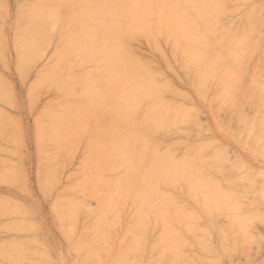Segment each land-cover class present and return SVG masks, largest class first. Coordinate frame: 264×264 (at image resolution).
Instances as JSON below:
<instances>
[{
  "label": "bare ground",
  "instance_id": "obj_1",
  "mask_svg": "<svg viewBox=\"0 0 264 264\" xmlns=\"http://www.w3.org/2000/svg\"><path fill=\"white\" fill-rule=\"evenodd\" d=\"M227 1H230V0H227ZM236 1L237 0H232L230 3H236ZM44 2H45L44 7L38 8L37 6H35L34 8H32L30 10V12L28 14L30 21L27 25H25L22 28H18L19 30L16 29L17 31L15 30V33H16L15 44H14V40H13V46L15 45L16 50L18 51L19 70H20L21 74L24 75L27 73V71L30 70L32 63L38 58V56L40 55L41 52L44 54H45V52H47V51L43 52L42 48L53 40V36L56 33L54 28L57 27V25H56V27H53L55 25L54 22L58 23L61 21L62 11L64 10L65 7H68L72 10L71 20L74 23L80 25L81 30L76 36L72 37L69 40V47L77 52L78 58L75 61H73L72 59L69 58L68 55L64 54V55H61L60 59H59L61 62H64L68 65L69 73H68V75H66V77L64 79H62L61 83L59 84L60 86L59 85L58 86L63 87L69 93V95H71L73 97L71 99H74L75 103H71V104L68 103V105L66 106V113L64 115H61V116L59 115L57 117L50 115L51 120H50L48 127H49V130H51V133H50V135L43 137L42 140L46 141V139H47V140H51V141L58 143V145L61 144V145H65L66 147H72L74 145V141L81 134L86 132L84 129H86V125H89L90 118L93 115L94 111L95 112H103V113H105V116H106V114L111 115L113 117V118H111L112 121L119 120V122H120L121 119H125L127 121L126 124H121V122H120V124L117 122H113L112 126L109 127L110 137L108 138L107 141L102 142L103 144H101L99 146L97 157H95V156L93 157V158H96L94 160V164L97 165L96 170L88 171V173L85 175L86 183H89L93 186L92 193L94 195H96V198L99 200V202L103 206L100 209L101 205H99L100 207L98 210L99 211L101 210V211L97 215H95L96 220H95V224H94L95 228H92V229H94V237H92L93 238L92 242L90 241L91 238L89 239V241L87 240L88 238H86V239L83 238L84 239V240L82 239L83 242H79V241H78L79 243L77 242L78 246L80 245L79 248L81 250L83 249L84 244L89 245L88 249H86L87 251H86V254L84 255V258H83L84 262L86 264H98V262L100 260L99 251L101 250V248H103L102 243L104 242V240L106 238L104 236L103 232L106 231V229L113 224L114 220L111 218L114 216L115 211L117 209H120V207L122 205H124V207H125L126 204H124V200L129 197V195L126 192H132L134 190H136V191L138 190L139 197L137 199L138 200H141L142 198H144V199H143L139 209H137L139 211L137 212V215L135 217L136 219L134 220V225L133 226L131 225L132 226L131 229H127V232L129 231L128 233L132 236L133 241L131 242V245L128 248L126 247L124 249H120V251L110 261V264H140L141 260L144 258L143 255H145L147 252L146 248L143 250L142 246H143V243L146 241L145 231H148V230H146L147 229L146 226L150 222L151 218L161 219L162 222L164 223V225H162V227H164L162 230L163 232L162 231L159 232V234H161V232H162V235L160 236V238L158 240V244H160L162 246V245H164V242L166 240H168V239L171 240L170 245L165 244L164 245L165 247L163 246V248L159 249V250H162L160 252V255H159L160 260L164 259L165 257H166V259H167V257H169L170 258V260H169L170 263L168 262L169 264H176V263L177 264H192V263L193 264H199V263L200 264H212V263H214V262H209L211 260H208L207 258L205 259V257L203 258V256L202 257L199 256V257H201L200 259H196L197 257L196 258L190 257V258H192L191 259L192 261L190 263L184 262V259H187V258H184L183 256H182L183 257V259H182L181 249H185V248H182L184 243H181L180 238L182 239L183 237H179L177 235V233H176L177 229L176 230L174 229V224L175 223L184 224L185 229L187 231L188 230L192 231L195 226L193 224H189L190 223L189 220H191V218H192V221H193L194 218H197V221H200V219H198L199 217H195V216H197L195 214L191 215V216L190 215L185 216V214L182 210L183 208L181 207L182 204L180 206H176L177 204H174L172 198L170 197L171 196L170 194L166 195L167 193L163 194L162 192H160L162 184L165 183L166 188H167L166 183H169L172 180L178 181V180L184 179L185 181L184 180H182V181L186 182V179H187V180H191L193 182L197 181L194 183L195 185L193 184V182H192V185L190 183L191 181L189 182V185L192 186V188L196 186L195 189H197L196 192H195V189H192L194 192L191 190L190 194L193 193V195H195V194L197 195V193H199V192H201L200 194H202V195L204 194L203 197L201 198L203 200V202H201L202 207H200V211L203 209L204 212H202V213L206 214L205 218H207V216H208V221L211 224V226L213 227V229H214V226L218 225L217 222H220V221H216L217 220L216 211H221V210L225 209L226 211L229 210L228 211V214H229L228 217L229 218L231 216L233 217V219H234V216H235V218L241 217L240 221L239 220L237 221L238 224H236V230L239 233H240V231H239L240 229L243 232L246 231L245 233H246V235H248V232H250L249 228L253 224L252 221L256 220V217L258 215L257 212H259V211L251 209L249 211L246 210V212L242 211L243 214L241 213V206L239 205V203L240 204L243 203L244 198L236 195L235 193L241 192L242 190H244V189H242L243 187H240V186H242V184H244V182L243 183L239 182L240 186H238V187L241 188L239 191L238 190L239 188L235 186V185H237V183H235V181L239 180L237 178L238 176L235 177V178H237V180H235V178L234 179L233 178L228 179V177H227L226 179L228 181L222 180V182L224 181L223 182L224 184H222V182L220 181L221 185H224V186H225V183L231 184L230 189L232 187V191H230V189H229V191H224L223 188L221 187L219 180H217V178H216V177H218L216 175L217 171L221 172V170L223 169L222 175L223 174L225 175L226 170L227 171L229 170V168L227 166V165H229L228 164L229 162L227 164H225L229 158L227 159V157L225 155H224L225 157L221 156V154H220L221 152H216L215 154H212V155H215V157L211 156V153H210V155L205 157V159L214 157L212 159V161H205V160L200 161L199 160L198 162L200 163V165H199V163H193L194 159L192 162L191 158L195 157V160H196V158L199 154H200V156L202 155V153L200 151H203L204 147H207V146L210 147L209 146L210 144L211 145H214L213 143L216 144L215 141H213V143L211 141V143H210V142H208V140H206L205 143L207 146L202 145L201 147H200L201 143L199 142L200 145H198V142H197L196 145H198V146H196L197 147L196 150L199 147L200 148L203 147V150L198 149L197 152L200 150L199 154H198L197 152L194 153L196 151L194 149L193 154H195L196 156L194 155V157H190V159H189L190 162L186 161L185 162L186 165H185V163L183 164V165H185L184 167L181 164H175L174 162L177 160H175L173 162V160L171 159L172 157L170 158L169 155H167V154L165 155V153L163 154L162 152H161L162 154H160L158 152L156 147H158L159 145H157L156 144L157 141L155 142L154 140H156V139L158 140L159 138H166V137H164L165 134L162 135L163 130L164 131L168 130L172 126H173L172 128H175L174 125L179 124V122H185L189 117V114H188L189 112L183 110L186 108L185 106L182 107L183 109L176 108V107H172L170 104H168L164 101L162 94L165 93L166 91H169L170 86H172L171 83L170 82H168V84H163L164 82L159 83L157 80L156 74L153 71L154 69L152 70L150 65L147 64V62H145V61H144V63L137 61L127 51V49L125 47V42H126L125 39H129V38L133 37V35H135L137 32H143V33L148 32L149 34H152L154 32H156V33L157 32L167 33V34H169L170 37L173 38L174 47L176 49H182L183 50V54L185 55V58L187 60V62H186L187 66L185 65L187 67V68L185 67L186 71L189 68L188 66H194L195 69H197L198 71L200 70V72H202L203 75H210V77H211V75H214L213 73H215V71H219V69L222 71L225 70L226 72L224 71L225 72L224 80H226L227 73L230 70L235 68V70H232V71L237 70L240 73L237 72L236 74H238V75L242 74V75H241V77H238L236 74H233V75H236V77H231V78L229 77V79L230 80L232 79V81L230 83H225L226 88L223 91V93L220 94V96L223 95V97L221 96L222 99L220 101H223L224 97H225V99H228L229 101L233 100V99L235 100L236 98H238L237 100H238V102H240L239 100L241 99V96L243 95V93H240L242 95L241 96L239 95V97H238V93L240 92L239 89L240 88L243 89L242 87H244L243 84L241 85V81H243V80H241V78H244V79L246 78L248 80L247 76H249V79H251L254 73L256 74L259 72V70L257 72L256 69L253 67L252 63H250L255 70L252 69L249 71L247 69V71L249 73H247V71L244 72V74L246 73L245 74L246 77H245V75H244V77H242L244 68L248 66V63H246V62H248V59H249V61H250V58L256 59V54H258V52H260V53L263 52V51H259V50L257 52H255V51H256V44L260 43L261 40L263 41V39H261V38L264 37V34H263L264 33L263 28L264 27L261 28V29H263L262 32H261V29H259L261 26H264V22H263L264 21V18H263V16H264L263 12L264 11L262 12L263 13L262 14L263 19L259 18L260 16L258 13V17H257L258 22H260V20L262 19V23H263L261 25V22L260 23L257 22L259 24V28H256L258 26V24L256 25L253 22L249 23L247 21L248 22L247 24L248 25L250 24L249 26H252V27L256 26V27H254V29H250V32L253 30L252 32H253V34L255 33V35H249L252 32L249 34H247V32H244L242 30L244 26L242 27L241 30H239V29H228V28L222 26V24H221L222 18L221 17L224 14V12H226L225 11V0H44ZM1 3H2V0H0V6H1ZM26 3H27V1H26ZM238 3L241 4V2L239 0H238ZM255 5H252V7L249 9L250 11L248 10L249 12H246V14L244 16V18H246L245 20H249L250 19L249 16L253 15L252 12H254ZM23 7L21 8V10L23 9L22 11L25 10L24 9L25 7L24 8ZM16 8H18V7H16ZM233 8H237V7H233ZM241 8L242 7H238L237 9H241ZM262 8H264V7H262ZM230 9H231V12L238 11V10L232 9V7ZM18 11H20V10H18ZM258 11H260V10H258ZM2 13H1V15H2ZM227 13L230 14V12H227ZM20 14H23V13H20ZM247 15H249V16H247ZM223 16H225V15H223ZM152 18H154V22L150 21ZM20 19H16V20L20 21ZM2 20L3 19H1V21ZM4 20H5V18H4ZM252 20H253V18H252ZM5 22H6V20H5ZM231 22L233 23V21H231ZM240 23H241V21L239 23H236V26H237V24H240ZM16 24H17V22H16ZM252 24H254V25H252ZM243 25H244V23H243ZM252 27H249V28H252ZM256 29H258L260 31H258ZM254 30H256V31L254 32ZM248 31H249V29H248ZM260 33H261V35H260ZM1 35L3 36L2 33H1ZM259 36H261V37H259ZM161 38H162V36H161ZM164 39H165V37H164ZM258 39H260L259 42H258ZM181 40L184 41L185 43L184 42L182 43ZM256 41H257V43H256ZM156 42L159 44L158 41H156ZM166 42H167V40H166ZM166 42H164L165 45H166ZM263 44H264V42L262 43V45L257 44V46L260 45V47L261 46L263 47L264 46ZM15 47H14V49H15ZM50 47H48V49ZM129 47H132V46H129ZM129 49L131 50V48H129ZM155 50H157V49H155ZM263 50H264V47H263ZM161 51H162V49H161ZM163 52L164 51H162L161 53H163ZM254 52L256 54L254 55L255 57L253 58L252 56H253ZM161 53L158 51L157 54L161 55ZM260 53L257 55V57H258L257 59H259L262 62V61H264V56L261 58L263 60H261L259 58ZM4 55L5 54H4V50H3V44L0 41V59H1V61L3 60ZM173 56H174V54H173ZM41 57H43V54L41 55ZM161 57H163V56L161 55ZM175 57L173 59L175 60L174 62L176 63ZM245 58H246V60H244ZM41 59H43V58H41ZM163 59H165V58L163 57L162 60ZM257 59H256V61H258ZM165 61H166V59H165ZM182 61L185 62L184 60H182ZM167 62H168V60L165 63H167ZM148 63H150L149 59H148ZM89 64L93 66L91 69L86 68V65H89ZM261 64H264V63L262 62ZM251 65H250V67H251ZM78 68L80 70L83 69L82 72H80V73L76 72V69L78 70ZM181 68H184V67H180V69ZM185 70H184L183 75L186 77L187 72L185 74ZM66 71H68V70H66ZM50 72L51 71H49L45 74L42 72L41 74H43V75H40V76H39L40 73L39 74L37 73L38 74L37 76H39L40 78L37 79L38 77L37 78L35 77V80L36 81L40 80V82H41L43 79L44 80L49 79V76L51 77ZM160 72H162V71H160ZM29 73H27V75ZM232 73H234V72H232ZM262 73L263 72L260 71V73L256 75L257 78L254 75L252 79H254V77H255L256 79L254 81H258V80L261 81V77H263L261 75ZM221 74L223 75V72ZM250 74H252V75L250 76ZM201 75L202 74H200V76ZM175 76H177V75H175ZM194 76L192 78H194ZM177 77H179V76H177ZM159 78H161V77H159ZM205 78H207V76ZM177 79L179 80V78H177ZM186 79L188 80V77H186ZM252 79H251L250 84H248L251 86V90L253 88H255L256 86H258V84H260V81H258V82H256V83H258L256 85L255 82L254 83L252 82L253 81ZM5 80H7V79H5ZM239 80H241V81H239ZM247 80H246V82H247ZM32 83H35V82L32 81ZM251 83H253V85L255 84L253 88H252L253 85ZM79 85H82V86L85 85V88L82 89L81 91H78L77 87ZM191 86H194V85H191ZM198 86H199V84H198ZM35 87L37 89V86H35ZM174 87H176V86H174ZM260 87H262V85H260ZM79 89H81V87ZM171 89H173V86L171 87ZM176 89H174L175 91L174 90H172V91L178 92L180 94H184V96L186 95L185 93H181V91L179 89H177V91H176ZM214 89H215V87H214ZM249 89L250 88L248 87L247 88L248 92H246L244 94L247 96L249 95L248 96L249 98H246L247 97L246 96L243 99L244 100L248 99L249 101H251V100L255 99L256 96H254L255 95L254 93H253L254 95L251 94ZM261 90H263L262 91V93H263L264 92L263 87ZM220 91L218 92L217 95H214V96H219ZM259 91L260 90H256L255 93L257 94V92H259ZM241 92H244V89L241 90ZM260 92L258 93V96L260 95L259 96L260 98L261 97L264 98V93L260 94ZM170 94H174V93H170ZM201 94H203V93L201 92ZM174 95H176V94H174ZM176 96H178V95H176ZM214 96L213 97L211 96L210 99L212 100V98H214ZM64 97H66V96L64 95ZM182 98L185 99L184 97H182ZM260 98L255 99V101L258 105L261 102V101H259ZM0 100L1 101H7L8 100V92L6 91V83L4 82V80L1 77H0ZM211 100L210 101L208 100V101L211 102ZM248 100H245L243 102L246 107H247V104L249 107V101ZM185 101L186 102L187 101L193 102L189 99L187 100V98ZM144 102H147L148 104L145 107V109L143 110L142 119L140 122H135L133 119L134 118L133 117L134 112H136V110L141 109V105ZM251 102H253V101H251ZM262 102H264V101L262 100ZM172 103H173V101H172ZM213 104H215V103H213ZM257 104H256V107L255 106L254 107L256 109L258 108V111L256 113V109H255L254 117L257 114V116L255 118H257V117L259 118V116H260L259 119H261L263 121L264 120L263 119L264 114L258 115V113L261 114L262 112L260 113V111H264V109H263L264 103H263V106L261 108L263 110H259L260 108L257 106ZM209 106H210V104H209ZM178 107H180V106H178ZM196 108H194V109H196ZM216 108L218 110V106H216L215 109ZM240 108L241 109H239V111L241 110V112H243L244 109H246L244 107H240ZM191 109H192V107H191ZM223 110L224 109L221 110L222 114H220L222 116L219 115L221 119H225L223 117V115H224L223 113L225 110L224 111ZM196 111H197V109H196ZM198 111H199V109H198ZM221 111H220V113H221ZM228 111H229V108L225 112L228 113ZM239 111H238V114L236 113V116L239 114H241V115L243 114ZM247 111H249V109ZM214 112H215V110H214ZM227 113H226V115H227ZM216 114H218V113L216 112ZM227 116H228V120H229V118L231 117V114L227 115ZM245 116L246 115H243L242 117L245 118ZM87 117H88V119H87ZM239 117H241V116H239ZM252 117H253V115H252ZM252 117L248 121V122H250L251 125L253 123H259L261 125L260 122H257L258 120L257 121L255 120V122H254V120H253L254 117L253 118ZM192 118L193 119L197 118L196 120H200L196 116L195 117L192 116ZM216 118H218V117H216ZM244 118L240 119V118L236 117V119L234 118L235 122L233 121L232 123H235V125H237V122H240V120L242 122ZM226 121H227V119H226ZM251 121H253V122H251ZM107 122H109V121H107ZM194 123H195V121L193 122V124ZM197 123H199V122H197ZM219 123H221V121H219ZM219 123L217 122L218 126H220V125L222 126V124H223V126L226 125V123L225 124L224 123L219 124ZM190 124L192 125V128L197 127V125H198V124L196 125V123L194 125L192 123H190ZM241 124L236 126L237 129H238V127L241 128V126H242ZM250 124L247 123L246 126L248 127V126H250ZM200 125L201 124H199L198 126H200ZM254 125H256V124H254ZM14 126H15V123L13 121H10L7 118L0 115V139L1 138L3 139L4 137H10V139L13 138L16 140L18 137V134H17L16 127H14ZM221 126L219 128H221ZM262 126H264V125L262 124ZM200 127H202V126H200ZM224 127H226L223 129L224 131L228 130L227 125ZM181 128H182V126H181ZM188 128H189V123H188ZM203 128H205V127H203ZM233 128L230 129V132L232 131L233 133L234 132L237 133V131H234L236 129H233ZM40 130L42 133H45L47 129H45V125H44V128H41ZM101 130H103V129L101 128ZM191 130L192 129H188V132H190V133H188V132H186V133L191 134L192 133ZM175 131H176V129H175ZM177 131L179 134H185V133H182L183 132L182 129H181V133H180V129H177ZM185 131H187V130H185ZM257 131H259V132H257ZM261 131L264 132V127H263V130H261ZM261 131L259 129H256V131H254L256 133V135L253 134V132H252L251 137L252 138L254 136H256V137H254L255 140H253L252 138L251 139L249 138L250 142H251V140H253L250 144L256 143L258 136L262 135ZM158 132L161 133V135L159 133V135L161 137L154 139V136H158ZM165 132H168V131H165ZM194 132H195V130H194ZM239 132H241V130ZM224 133H228V132L226 131ZM236 133H234V136L238 135ZM174 134H175V132H174ZM197 134H198L197 132L194 135L192 133L193 137H195V138H196ZM249 134H250V132H249ZM92 135L93 136H102V132L97 130V131H94L92 133ZM167 135H169V134H167ZM199 135H197V136H199ZM243 135H245V134L243 133ZM243 135H241V138ZM189 136L191 137V135H189ZM234 136H231V137H234ZM246 137H247V134H246ZM191 139H193V138H191ZM239 140H240V138H239ZM6 141L9 142L8 140H6ZM133 141H134V147L136 146L137 143L142 144V149H141L140 153H137L136 151L132 150L133 149V146H132ZM260 141L264 142V139L262 140V138H261V140H260V137H259V141H257V142H259V145L253 147L254 144H252V146L250 148L252 150H254L256 147L259 149L261 147L260 143H261V145H264ZM182 142L181 143L183 145L186 144L184 141H182ZM9 143L14 144L15 142H9ZM49 143H48V141H46V143H44V144H49ZM181 143H179V144H181ZM245 143H246V141H245ZM165 144H166V141H165ZM174 145L175 144H172V146H170L168 144V147L172 148V147H174ZM177 145H178V143H176L175 148L177 147ZM192 145H194V144H192ZM9 146H10V144H9ZM182 146L180 145V148ZM44 147H46V146H44ZM168 147H166L167 150H168ZM188 147H190V146H188ZM193 147L191 146L190 149L191 148L193 149ZM208 147L206 149L212 148V146L210 148H208ZM221 148L223 149V147H221ZM224 148H225V146H224ZM166 149L163 150V152L166 151ZM186 149H188V148H186ZM262 149H263V146H262ZM174 151H177V150L174 149ZM190 151L191 150H189V152ZM255 152L258 153V151H255ZM49 153H52V152H49ZM58 153H60V151ZM168 153H169V151H168ZM193 154H192V156H193ZM205 154H206V152H204V155ZM226 154H229V153H226ZM262 154L263 153H261V157H262ZM216 155H218L217 156L218 158L221 156L220 159H218L216 157ZM4 159H1V157H0V160H2L4 163H6L9 160L8 159L5 162ZM74 159H75V157H74ZM182 159L184 160L185 158H182ZM2 161H0V162H2ZM222 161H224L225 163H223ZM228 161H230V160H228ZM237 161H238L237 163H235V164L233 163V165H229V166H231L232 168H234V167L238 168V166H240L239 168L245 167V165H243L242 162H241L242 163V165H241V163H240L241 160L240 161L237 160ZM71 162H72V159H71ZM230 162H233V160ZM188 163H190V164L187 165ZM221 163L225 164L226 167H224V165ZM6 164H8V163H6ZM220 164L224 168L223 167L221 168ZM1 165L3 166L5 164H1ZM51 165H53V164H51ZM190 165H192V166H190ZM204 165H206L205 167H207V168H212L211 170L215 171V175H212V174H211L212 176H210V174L207 176L203 175L201 173V170L203 169V171H204V168H205ZM119 167H122L124 169V171H126V173L124 175H122L119 179L116 180V179H114V177L113 178H111V177L110 178L109 177L104 178L102 176V175H104V173L108 174L107 173L108 171L110 172V171H113L114 169H115L114 172L117 171L119 169ZM196 167H197V169H201L202 167L203 168L201 170H197ZM218 167H219V170H217ZM5 168H7V167H5ZM9 168H11V167H9ZM225 168H227V169H225ZM64 170L65 169H62V171H64ZM197 171H198V173H197ZM114 172H113V174H114ZM207 172L208 171H206L204 173H207ZM230 172H231V170H229L228 173L226 172V175L232 173V172L231 173ZM257 172L258 171H256V173ZM110 173H112V172H110ZM252 173H254V174H252ZM252 173H248L247 175L250 176V174H252V175L256 174L254 172V170ZM12 174H13V172H12ZM232 174H234V173H232ZM260 174H261V176L264 175L262 173H260ZM247 175H245V176L248 177ZM4 176L8 177V176H11V174L6 173V175H4ZM213 176H216V177H213ZM251 176H250V178H251ZM255 176H260V175L256 174ZM242 178H244V177H242ZM256 178L257 177H255V179ZM1 180L2 179L0 176V181ZM2 181L0 183H2ZM217 181H218V183H217ZM245 182H246L245 183L246 186L250 187V188H248V190L245 189V190H247L248 194L250 192L252 193L253 191H254L253 192L254 194L255 193H259V194L263 193V190L259 189L258 187H264V186L260 185L259 183H258L259 184L258 186H252V184L254 183L253 181L249 182L247 180ZM247 182H249L251 184L247 185L248 184ZM59 183H60V181H59ZM59 183H58V185H60ZM173 183H170V187ZM255 183H256V181H255ZM14 184H15V182H14ZM263 185H264V180H263ZM178 186H180V185L178 184ZM190 186H188V188H186V189L190 190L191 189ZM56 187H57V185H56ZM175 187L176 186H174V188ZM253 187H254V189L252 190ZM256 187L260 190L259 192L257 191L258 189L256 190ZM69 188H71V186ZM65 189H66V187H65ZM180 189L182 191V188H180ZM180 189H179V192H180ZM227 189H228V187H227ZM248 191H250V192H248ZM70 192H71V190H70ZM86 193H87V191H86ZM260 195H258V197ZM73 196L74 195H72L71 197H73ZM174 196H176V195H174ZM262 196H264V195H261V197ZM79 198H81V196H79ZM94 198L95 197H92V199L90 198V201L93 200L94 203H97L98 202L97 199L95 198V201H94ZM135 198H133V199H135ZM62 199H64V198H62ZM241 199H242V201H241ZM251 199L252 198H249L248 203H246V204H249V201ZM54 200L58 201V199L57 200L54 199ZM87 200H88V198H87ZM87 200H85L84 203H86ZM252 200L250 201L251 203H252ZM254 201L255 200H253V203L257 205V203H256L257 201H255V202ZM5 202H7V201H5ZM77 202L74 204H77ZM58 203H56V204H58ZM78 203H80V202H78ZM88 203H89V200H88ZM191 203H189V204L191 205ZM89 205L92 208L91 212L93 210L97 211V208H98L97 205H96V208H95V206H92L91 204H88L87 207H89ZM252 205L253 204H251V206ZM62 206H66V205H62ZM76 206H79V205H76ZM197 206H198V204H197ZM247 206H249V205H247ZM259 206H261V205H259ZM11 207H15V205L12 204V206H10L9 209ZM242 207L244 208L245 206L242 205ZM2 208H4V209L0 210V212L2 214L7 213V217H10L11 215L9 213V210L5 209V207H3V204H2ZM7 208H8V206H7ZM62 208L63 207H61L60 210L58 211V216L60 214L64 220L66 218L68 219L69 217L72 216L73 208L70 207L68 209L67 206H66L67 209L66 208L62 209ZM129 209H130V207H129ZM80 210H81V208H80ZM19 211H20V209H19ZM22 211H24V210H21V212ZM88 211H89V209H88ZM262 212H263V214L261 213V215H264V211H262ZM94 213H96V212H94ZM188 213H186V214H188ZM2 214H0V215L2 216ZM81 215H82V213H81ZM117 216L118 215H116V218H117ZM2 217H6V215L3 214ZM132 217L133 216H131V218ZM261 217H262V219L259 218L261 221L257 219L258 222L260 221L259 223L264 222L263 221L264 216H261ZM15 218H17V217H15ZM118 218H119V216H118ZM127 219H129V218H127ZM225 219H227V218H225ZM69 220H71V219H69ZM194 221H195V219H194ZM18 222L15 221V223H16L15 227H19V228L24 227V225L21 224L20 222H19L20 224L17 225ZM153 222H155V220H153ZM15 223L13 221V223L10 224V227H11V225L13 226ZM61 223H62V221H61ZM87 224H89V223H87ZM72 225L73 224L71 223V226H69V228L72 227V229L71 228L70 229L75 231V226L73 227ZM262 225H263V229H264V223ZM5 226H3V227L5 228ZM67 226L68 225H65V227H67ZM83 226H85V225H83ZM176 226H177V224H176ZM196 226L200 227L199 224H197ZM202 226L204 228H202ZM202 226H201V229L204 232V233L203 232L202 233H203V235H205V233H206L205 231L207 230V228H205L204 225H202ZM238 226L240 228H238ZM253 226H254V224H253ZM26 227H28V225ZM199 227H196L195 229L198 228L200 231L201 229ZM28 228L29 229L26 228V232L29 230L30 231L33 230V229H31L32 226H30ZM227 228H228V230H230L229 225ZM247 229H248V231H247ZM67 230H68L67 232L69 234L72 233V231H70L68 229V227H67ZM88 230H90V229H88ZM214 230H216V228ZM231 230H232V227H231ZM258 230H259V228H258ZM83 231H85V230H83ZM217 231L221 232L220 229H218V228H217L216 232ZM63 232H64V230H63ZM178 232L180 233V231H178ZM254 232H256V231H254ZM260 232H261V230H260ZM221 233H222L223 237L226 238L225 232H221ZM221 233H219V234H221ZM206 234H207L206 236H208V237H210V235H211L208 232V230H207ZM219 234H217V236H219L220 239L223 241L225 238L224 239L221 238V235H219ZM234 234H235V236L238 235V233H236V231L232 234H229V236L230 235L232 236L231 239L234 237ZM255 234H256L255 236H257L256 238H259L260 234H257V233H255ZM75 235H76V233H75ZM250 235H251V232H250ZM261 236L258 240H256V242L257 241L260 242ZM70 237L73 238V234L69 235V239H70ZM84 237H86V236H84ZM192 237L193 236H191V239H192ZM252 237H254V235ZM123 238H125V237H123ZM150 238H152V237H150ZM262 238H263V236H262ZM69 239L67 236V241ZM235 239H233L232 242L234 241L236 244ZM123 240H125V239H123ZM243 240L244 239H242V241H241L242 243L238 244L237 247L241 246L243 244H246V243H248L249 246H251V244H255L254 242L253 243L250 242V244H249V242L243 241ZM12 241H13V239H12ZM14 241H16V240H14ZM31 241H33V240H31ZM121 241H122V239H121ZM121 241L119 243L122 245L123 242H121ZM156 241H154V242H156ZM199 241H198V244L200 243ZM7 242H5L6 245H7ZM19 242H20V240H19ZM90 242H91V244H90ZM195 242L197 244V241H195ZM204 242H206L207 245H209V243H210V241H208L209 243L207 241H204ZM232 242H231V245L234 244V243L232 244ZM244 242H246V243H244ZM73 245H75V244H73ZM203 245H205V244L202 243V245L200 247H199V245H197L198 246L197 250L202 251L201 247ZM222 245L223 246L220 245V247L221 248L225 247L226 252H228L229 248H231L228 245H225V244H222ZM149 246H151V248H152L154 246V244L152 246V243H151V245H149ZM249 246H247L248 249H249ZM184 247H185V244H184ZM209 247H210V249L212 248L211 245ZM209 247L207 248V246H204V248H203L204 249L203 252L206 251L205 248L207 249L206 255H212V254H210L211 250L209 249ZM237 247L233 246L231 249L233 251H235V250H237ZM73 248L74 247L72 246V249ZM154 248L156 249V246ZM154 248H153V250H154ZM157 248H159V247H157ZM187 248H188V246L186 247V249ZM215 248H213V249H215ZM242 249L244 250V246L242 247ZM35 250H37V249H35ZM39 250H41V249H39ZM77 250H79V249H77ZM147 250L150 251L149 248ZM34 251H33V254H34ZM143 251H146L145 254L143 253ZM193 251H194V248H193ZM193 251H192V253H194V254L192 256H194V255L197 256L199 251L196 252L197 254ZM250 251H251V249H250ZM44 253L47 254L46 251ZM142 253H143V255H142ZM183 253L186 254L187 252H183ZM0 254H1L0 255L1 257L4 256V257L8 258L10 261H13L14 263L12 262V264H15V263L16 264H23L22 262L26 258L31 257L29 251H25V249H22L21 244L14 243V242L13 243L9 242L7 247L4 246L2 248V246H1ZM37 254L40 255L41 252L39 251V252H37ZM39 255H38V258H39ZM223 255H227V254L224 252ZM233 255H235V253H233ZM43 256H44V254L42 253L40 255V258L41 257L43 259L47 258V257H45V256L43 257ZM149 256H150V254H149ZM227 256H229V255H227ZM250 256L251 255H249V257L247 256L248 258L245 256L244 258H247L249 260ZM9 260L7 261V263H9ZM146 260H145V262H147V261L149 262L150 259L147 261ZM152 260H153V258H152ZM160 260H158V261L160 262ZM214 260H216V259H214ZM103 261H105V260H103ZM26 262H24V263L26 264ZM29 263L30 262H28V264ZM149 263H147V264H149Z\"/></svg>",
  "mask_w": 264,
  "mask_h": 264
},
{
  "label": "rangeland",
  "instance_id": "obj_2",
  "mask_svg": "<svg viewBox=\"0 0 264 264\" xmlns=\"http://www.w3.org/2000/svg\"><path fill=\"white\" fill-rule=\"evenodd\" d=\"M26 1L28 4L26 3ZM231 1L232 0H230V1L225 0V11L226 12H224V14H223L225 16L222 15V17H221L222 18V20H221L222 26H224L228 29H239V30H241L242 27L244 26L242 30L244 32H247V34H249L253 31L252 30L250 32V29H254V27H256V26H254V27L249 26L250 24L248 25L247 24L248 22L249 23L253 22L256 25L260 22H261V25L263 24L262 19L264 18V16L262 18V14L264 13L263 12L264 8H262V7H264V0H239L241 2V4L238 3V0L236 1V3H230ZM44 3H45L44 0H38V1L37 0H19V1L18 0H2L1 6H0V16H1L0 17V41L3 44V50H4V54H5L3 60L1 61V59H0V77L6 83V91L8 92V100L7 101H1L0 100V115L15 123L14 127H16L17 134H18V137L16 140L13 138L10 139V137H4L3 139L2 138L0 139V157H1V159L5 158L4 159L5 162L9 159L6 162L8 164H6L2 160H0V161H2V162H0V176H1V179L3 180V181L1 180L2 183H0V210L4 209V208H2V204H3V207H5V209H8L9 213L11 215L10 216L8 214L10 217H7V213H3L6 215V217H2L3 214L0 212V214H2V216L0 215V242L2 241L0 243V248H1V246H2V248L4 246L7 247L9 242L21 244L22 249H25V251H29L30 255H31V257L26 258L22 262L23 264H25L24 262H26V261H27L26 264H28V262H30L29 264H86L84 262L83 258H84V255L86 254V251H87L86 249H88L89 245L84 244L83 249L81 250L79 248L80 245L78 246V243L83 242V240L86 238H88L87 239L88 241L91 238L90 241L92 242V240H93L92 237H94V229H92V228H95L94 224H95V220H96L95 215H97L101 211V210L100 211L98 210L100 207L99 205H101L100 209L102 208L103 205L96 198V195H94L92 193L93 186L89 183H86L85 175L88 173V171L96 170L97 165L94 164V160L96 158H93V157L94 156L97 157L99 146L101 144H103L102 142L107 141L108 138L110 137L109 127L112 126L113 122H117L119 124L121 122V124H126L127 121L125 119H121L120 122H119V120L112 121L111 118H113V117L111 115L106 114V116H105V113H103V112H95L94 111L95 113L93 112V115L91 116L90 121H89V125H86V129H84L86 132L81 134L74 141V145L72 147H66L65 145H61V144L58 145V143L51 141V140H47V139H46V141H48V143L49 142L50 143L44 144V143H46V141L45 140L43 141L42 138L50 135V133H51V130H49V127H48L50 120H51L50 115H53L56 117L59 115L60 116L64 115L66 113V106L68 105V103H70V104L75 103L74 99H71L73 97L71 95H69V93L63 87H59L60 86L59 84L61 83L62 79H64L66 77V75H68V73H69L68 65L64 62H61L59 59H60V56L64 55V54L68 55L69 58L72 59L73 61H75L78 58L77 52L69 47V40L72 37L76 36L81 30L80 25L74 23L71 20L72 10L68 7H65L64 10L62 11L61 21L58 23L54 22L55 25L53 24L54 25L53 27H56V25H57V27L54 28L56 33L53 36V40L42 48L43 52H45V51H47V52H45V54L42 52L40 53L38 58L32 63L30 70L27 71V73L30 72L28 75H27V73L24 75L21 74V72L19 70L18 51L16 50L15 45L13 46V40H14V44H15V35H16L15 30L16 29L19 30L18 28H22L25 25H27L30 21V18L28 15L30 10L32 8H34L35 6H37L38 8L44 7L45 6ZM252 5H255V7L253 6L255 8L254 12H252L253 15L252 16L247 15L250 17V19L245 20L246 18H244V16H245L246 12L250 11L249 9L252 7ZM16 7H18V8H16ZM22 7L25 9L24 11H22L23 9L21 10ZM231 7H232V9H235L238 11L232 10L233 12H231V9H230ZM233 7H237V8L242 7L243 9L242 8L237 9V8H233ZM18 10H20V11H18ZM258 10H260V11L262 10V11L260 12ZM227 12H230V14H228ZM1 13H2V15H1ZM20 13H23V14H20ZM258 13L260 16L259 18H262L260 20V22H258V19H257ZM4 18H5L6 22H5ZM252 18H253V20H252ZM1 19H3V20L1 21ZM16 19H20V21L16 20ZM239 20L241 21V23L237 24V26H236V23L240 22ZM150 21L154 22V18H152ZM231 21H233V23ZM16 22H17V24H16ZM243 23H244V25H243ZM254 24H252V25H254ZM249 27H252V28H249ZM262 27H264V26H261L259 28V24H258V26L256 28L261 29ZM248 29H249V31H248ZM263 29H261V32ZM256 30H258V29H256ZM256 30H254V32ZM258 31H260V30H258ZM1 33L3 34V36L1 35ZM249 35H255V33L253 34V32H252ZM260 35H261V33H260ZM161 36H162V38H161ZM164 37H165V39H164ZM259 37H261V36H259ZM261 39H263V41L261 40L260 43H257V41H256V43L262 45V43L264 42V37H262ZM166 40H167V42H166ZM259 40L260 39H258V42H259ZM125 41H126L125 47L134 59H136L137 61H139L141 63H144V61H145V62H147V64L150 65L152 70L154 69L153 71L156 74V77H157V80L159 83L164 82L163 84H168V82H170L171 85L173 86V89H171L172 86H170L169 91H166L165 93L162 94L164 101L166 103L170 104L172 107H176V108L183 109L182 107L185 106L186 108L183 110L188 111L189 117L191 118L190 119L188 117V119L185 122H179V124L174 125L175 128H172L173 127L172 126V127H170V129L165 130L168 132H165L163 130L162 135L165 134L164 137H166V138H159V137H161L160 132L162 130L160 132H158V136H154V139L159 138L158 140L157 139L154 140L155 142L157 141L156 144L159 145L158 147H156L158 152L160 154L165 153V155L166 154L169 155L170 158L172 157L171 159L173 160V162L175 160L178 161V162L175 161L174 162L175 164H181L184 167L186 165L185 162L186 161L188 162L190 157H194L195 154H193V151H194V149L196 150V148H197L196 146L200 145V143H201L200 147L202 145L207 146L205 143L206 140H208V142H210V143H211V141H212V143H213V141H215L216 144L213 143L214 145H211V144L209 145L210 147L212 146L211 149H206L208 146L204 147V150H203V147L202 148L199 147L198 149L203 150V151L199 150L202 153V155L200 156L199 151L197 152V150H198L197 149L194 153L197 152L199 155L197 154L198 156H197L196 160H195V157L191 158L192 162H193V159H194L193 163H199L198 162L199 160L200 161L201 160L202 161L203 160L212 161V159L215 157V155H212V154H215L216 152H221L220 153L221 156H223V157L226 156L227 159L229 158L228 160H230V161L233 160V162H230L227 160L226 163L224 161H222L225 164H227L229 162L228 163L229 165H233V163L235 164L238 162L237 160H239V161L241 160L240 163L242 162L246 168L245 167L243 168L242 166H241L242 168H239L240 166H238V168L237 167L232 168L231 166L227 165L229 170H231V172L234 174H232L230 172L231 174L226 175V172L227 173L229 172V170L228 171L226 170L225 175L223 174L224 175L223 176L222 175L223 169L222 170L220 169L221 172L217 171V174H216L218 177H216V176H213V177H216L217 180H219V182L220 181L222 182V180H224V181L227 180L226 179L227 177H228V179H231V178L234 179L235 177L238 176L237 178L239 180H237V178H235V180H237V181L234 180L235 183H237V185H235L234 183L233 184L236 187H238V186H240L239 182H241V183L244 182V184H242V186H240V187H243L242 189H244V190H242L241 192L235 193L236 195L244 198L243 203H241V204L239 203V205L241 206V213H242V211L246 212V210L249 211L251 209L259 211V212H257L258 215L256 217V220L252 221L254 226L252 224L249 228L251 235H250V232H248V235H246V233H245L246 231L243 232L240 229L239 230L240 233H239L236 230V224H238L237 221L238 220L240 221L241 217L235 218V216H234V219H235L234 220L232 216L230 218L228 217L229 216V214H228L229 210L226 211L224 209L221 211H216V215H217L216 221H220V222H217L218 225L214 226V229L216 228V230H217V228H218V229H220L221 232H225V235H226V238H225V237H223L221 232H219V231L216 232V230L213 229V227L211 226V224L208 221V216H207V218H205L206 214L202 213V212H204L203 209L200 211V207H202L201 202H203V200L201 198L203 197L204 194L203 195L200 194L201 192L197 193V195L196 194L193 195V193L190 194L191 190L195 189V187H196L195 186L192 188V186L189 185V182L191 180L186 179V182H184L185 181L184 179H181L178 181L172 180L169 183H166L167 188H166L165 183L162 184L160 192H162L163 194L167 193L166 195L170 194L171 196L170 195L169 196L172 198L174 204H177L176 206H180L182 204L181 207L183 208L182 210H183L185 216L186 215L191 216V215L195 214V215H197L195 217H199L198 219H200V221H197V218H194L195 219V221L193 219L194 222L192 221V218H191V220H189L190 221L189 224H193L195 226L192 231H189V230L187 231L185 229L184 224H179V223L174 224V229L175 230L177 229L178 231H180V233H179L176 230L177 235L179 237H183L182 239L180 238L181 243L185 244V247H184V244L182 247L185 249H181V257L183 256L184 258H187V259H184V262L190 263L192 261L191 260L192 258L197 257L196 259H200L203 256V258L205 257V259L207 258L208 260H211L209 262H214L215 264H217V263L220 264L221 262H222L221 264H238V263L239 264H264V235H263L264 229H263V225H262L264 222L259 223L261 221L260 219H262L261 216H264V215H261V213L263 214L262 211H264V196L261 197V195H264V187H258L259 189L263 190V193H260L261 195L259 193L254 194L253 193L254 191L251 193L250 189H249L250 191H248L250 193L248 194L247 190L250 187L246 186V184H245L246 183L245 181L248 180L249 182H252V181L254 182L253 183L254 185L252 184V186H258L259 184L264 186L263 185L264 175L261 176V174H260V173L264 174V158H263L264 157V145H261V143H260L261 147L259 146L260 147L259 149L257 147L254 150H252L250 148L252 146V144H254L253 147L259 145V142H257V141H259V137H260V140H261V138H262V140L264 139V132L261 131V130H263V127H264V126H262V124L264 125V120L262 121L261 119H259L260 116H259V118L258 117L255 118L257 116V114L254 117V114H255L254 111L256 109L255 107L257 104L255 99L260 98L259 97L260 95L258 96V93L260 91H261L260 94L264 93V92L262 93L263 90H261L262 87L264 89V83H263L264 82V75H263L264 74V64H261L262 62L264 63V61L261 62L259 59H257L258 58L257 55L260 52H258V54H256L255 52H257L258 50L264 52V50H263L264 46L260 47V45L257 46V44H256V51L254 52L252 57L254 58L255 57L254 55L256 54V59L259 62L256 61V59L250 58V61L248 59V62H246V63H248V66L244 68L243 76H242V77H244V75L246 74V73L244 74V72H246L247 69L250 71V70L255 68L256 71L258 72V70H259V72L255 74L254 73L255 69H254L253 70L254 72L252 71L254 73V74L252 73L253 76L254 75L256 76L257 74H259L260 71L263 72L261 74L263 76V77H261V81L258 80V81H260V84L256 83L258 81H254L257 78V76H256V78L254 77V79H252L253 76H252V78L250 77L253 80L252 81L253 83L255 82L256 85L258 84V86L253 88L255 84L253 85V83H251L253 85L252 86L253 89L251 90V86L248 85L251 82V79H249V76H247L248 80L246 78L245 79L241 78V80H243V81H241V80H239V81H241V85L242 84L244 85V87H242L244 89V92H241V90H243V89H241V88H240L241 90L239 89L240 92L238 93V97H239V95L240 96L242 95L240 93H243V95L241 96V99L239 98L240 102H238V100H237L238 98H236L235 100L233 99V100L229 101L228 99H225V97H224L223 101H220L223 97V95H221L222 96L221 97L220 94H222L226 88L225 83H230L232 81V79L230 80L229 77L230 78L236 77V75L238 77H241V75H242V74H240V75L236 74L238 72L237 70L232 71V70H235L234 67H233L234 69L230 70L227 73L226 80H224L225 72H226L225 70H224L225 71L224 72V71L219 69V71H215V73H213L214 75H211V77H210V75H203V73L200 72V70L198 71L197 69H195L194 66H188L189 68L186 71L185 67L187 66L186 65L187 60L185 58V55L183 54V50L182 49H176L174 47V40L167 33H160V32L156 33V32H154L152 34H149L148 32H144V33L143 32H137L135 35H133V37H131L129 39H125ZM156 41H158L159 44ZM164 42H166L167 46L165 45ZM183 42L184 41H182V43ZM129 46H132L133 48L129 47ZM14 47H15V49H14ZM48 47H50V48L48 49ZM129 48H131V50ZM155 49H157V50H155ZM161 49H162V51H164L163 53H161L162 52ZM158 51L166 59V61L168 60L167 63H165L166 62L165 59L162 60L163 57H161V55L157 54ZM263 52L260 53V55L262 54L261 56L259 55L260 59L264 56ZM42 54H43V57H41ZM173 54H174V56H173ZM174 57L176 58L177 64L174 62L175 61L173 59ZM41 58H43V59H41ZM147 58L149 59L150 63H148ZM182 60H184L185 62H183ZM244 60H246V58ZM261 60H263V59H261ZM250 63H252L254 68L252 67V65ZM249 64L251 65V67ZM92 67L93 66L90 64L86 65V68H88V69H91ZM180 67H184V68H181L182 69L181 70ZM66 70H68V71H66ZM82 70L83 69L80 70L78 68V70L76 69V72L80 73V72H82ZM184 70H185V74L187 72L186 77H188V80L183 75ZM49 71H51L50 72L51 77L49 76V79H45V80L43 79L41 82H40V80L39 81L35 80V77L36 78L38 77L37 79H39L40 78L39 76L43 75V74H41L42 72L45 74ZM160 71H162V72H160ZM222 72H223V75L221 74ZM232 72H234V73H232ZM37 73L38 74L40 73L39 76H37L38 75ZM238 73H240V72H238ZM247 73H249V72L247 71ZM200 74H202V75L200 76ZM233 74H236V75H233ZM252 74H250V76ZM175 75H177L179 77H177ZM193 76H194V78H192ZM206 76H207V78H205ZM159 77H161V78H159ZM245 77H246V75H245ZM177 78H179V80ZM5 79H7V80H5ZM246 80H247V82H246ZM32 81L35 83H32ZM198 84H199V86H198ZM191 85H194V86H191ZM260 85H262V87H260ZM35 86H37V89ZM174 86H176V87H174ZM80 87H81V89H79ZM214 87H215V89H214ZM248 87L250 88L249 89L250 93L251 94L254 93L255 95L254 94L253 95L256 96V98L254 97L255 99L251 100L253 102L249 101L248 99H245V100L249 101V107H248V104L246 107L243 103L245 101L243 98H245L247 96L244 94L246 92H248L247 91ZM84 88H85V85H83V86L79 85L77 87V90L81 91ZM176 88L179 89L181 91V93H185L186 95L184 96V94L174 92L175 91L174 89H176ZM177 89H176V91H177ZM172 90H174V91H172ZM256 90H260V91L257 92V94H256L255 93ZM219 91H220L219 96H214V95H217ZM201 92L203 94H201ZM170 93H174L178 96H176L174 94H170ZM64 95L66 97H64ZM211 96L212 97L214 96V98H212V100L210 99ZM248 96L246 98H249ZM182 97H184L185 99H183ZM186 98H187V100L189 99L193 102L187 101L188 102L187 103L185 101ZM261 98L259 101H261V102H262V100L264 101V98H262V99ZM208 100L209 101L211 100V102H209ZM172 101H173V103H172ZM261 102L259 103V105L257 104V106L260 108L259 110L264 109V106H263L264 102H262V103ZM213 103H215V104H213ZM147 104H148L147 102H144L141 105V109L136 110V112H134V116H133L134 118L133 119L135 122L141 121L142 115H143V110L145 109ZM209 104H210V106H209ZM178 106H180V107H178ZM216 106H218V110H217V108L215 109ZM262 106H263V109H261ZM191 107H192V109H191ZM240 107H244L247 110L249 109V111H247L246 109L243 108L244 111L241 112V110L239 111V109H241ZM194 108H196L197 111ZM228 108H229V111L231 113L229 111H228V113L225 112L226 110H228ZM198 109H199V111H198ZM222 109L225 110V111L223 110L224 111L223 117L225 119L220 118V116H222V115H220V114H222V111H221ZM214 110H215V112H214ZM237 110L243 114L242 115L239 114L236 116V113L238 114ZM220 111H221V113H220ZM257 111H258V108L256 109V113H257ZM216 112L218 114H216ZM226 113H227V115L231 114V117L229 118V120H228V116L226 115ZM260 113L261 114L258 113V115H263L264 111H260ZM243 115H246L245 118L242 117ZM252 115L254 117V119H253L254 122H255V120L256 121L258 120L257 122H260L261 125L259 123H253L251 125L250 122H248L250 120V118L252 117ZM192 116H194V117L196 116L200 120H196L197 118L193 119ZM239 116H241V117H239ZM216 117H218V118H216ZM236 117L240 118V119L244 118L242 122H241V120H240V122H237V125H240L242 123L241 124L242 129L239 127L237 129V127H236L237 125H235V123H232L233 121L235 122L234 118L236 119ZM87 119H88V117H87ZM226 119H227V121H226ZM263 119H264V117H263ZM107 121H109V122H107ZM194 121H195L196 125L201 124L200 126H202V127L197 125V127L192 128V125L190 123L193 124ZM219 121H221V123H219ZM197 122H199V123H197ZM217 122L219 124H222V123L225 124L226 123L227 129H228L226 131L228 133H224L226 131L223 130L224 128H226V127H224L226 125L223 126V124H222L223 127L220 125L221 128H219L220 126H218ZM251 122H253V121H251ZM188 123H189V128H188ZM247 123H249L250 126L247 127L246 126ZM254 124H256V125H254ZM44 125H45V129H47V130L45 133H42L40 129L44 128ZM180 125L182 126V128ZM203 127H205V128H203ZM230 127L231 128L234 127L233 129H236L234 131H237V133L236 132H234V133H236L238 135L235 134L236 136H234V133L232 131L230 132V129H231ZM101 128L103 130H101ZM175 129H176V131H175ZM177 129H180V133H181V129H182L183 130L182 133H185V134H179L178 133L179 130L177 131ZM188 129H192L191 132L193 133V135L196 134V132L198 133L197 135H199V134L200 135L199 136L196 135V138H195V137H193L192 133L188 134V133H190V132H188ZM256 129H259L262 132L263 136L262 135L258 136L256 143L250 144L253 140H255L254 137H256V136H254L252 138L251 134L253 132V134L256 135V133L254 132V131H256ZM97 130L102 132V136H93L92 135V133L94 131H97ZM185 130H187V131H185ZM194 130H195V132H194ZM240 130H241V132H239ZM174 132H175V134H174ZM186 132H188V133H186ZM249 132H250V134H249ZM257 132H259V131H257ZM159 133H160V135H159ZM243 133L245 135H243ZM167 134H169L170 136ZM246 134H247V137H246ZM189 135H191V137ZM241 135H243L242 136L243 139L241 138ZM231 136H234V137H231ZM191 138H193V139H191ZM239 138H240V140H239ZM249 138L250 139L252 138L253 140H251V142H250ZM6 140H8L9 142H15V143L14 144L9 143ZM165 141H166V144H165ZM182 141H184L186 144L183 145L184 143ZM245 141H246V143H245ZM197 142H198V145H196ZM260 142H262V141H260ZM176 143H178V145L175 148ZM179 143H181V144H179ZM262 143L264 144V142H262ZM9 144H10V146H9ZM168 144L170 146H172V144H175V145H174V147L169 148ZM192 144H194V145H192ZM180 145L181 146L183 145V146L180 148ZM44 146H46V147H44ZM132 146H133V149H132L133 151H136L137 153L141 152V149H142L141 143H137L136 146L134 147V141H133ZM188 146H190V147L194 146V147H193V149L192 148L190 149V147H188ZM224 146L226 149L224 148ZM262 146H263V149H262ZM166 147H168V150L166 149ZM210 147H208V148H210ZM221 147H223V149ZM186 148H188V149H186ZM165 149L167 152L166 151L163 152V150H165ZM174 149L177 151H174ZM189 150H191V151L189 152ZM59 151H60V153H58ZM168 151H169V153H168ZM255 151H258L259 154ZM49 152H52V153H49ZM204 152H206L205 155H204ZM260 152L263 153L262 157H261ZM210 153H211V156H214V157L205 159V157L210 155ZM226 153H229V154H226ZM192 154H193V156H192ZM217 156L218 155H216V157ZM74 157H75V159H74ZM220 157L219 158L217 157V158L220 159ZM182 158H185V159L183 160ZM71 159H72L73 163L71 162ZM184 163H185V165H183ZM223 163H221V164H223ZM242 163H241V165H242ZM1 164H5V165L2 166ZM51 164H53V165H51ZM189 164L190 163H188L187 165H189ZM225 164H223L224 167H226ZM192 165H190V166H192ZM199 165H200V163H199ZM8 166L11 168H9ZM205 166L206 165H204V167ZM5 167H7V168H5ZM219 167L217 170H219ZM222 167L223 166L221 165V168ZM62 169H65V170L62 171ZM119 169H118L119 171L118 170L115 171L116 173L114 172V170H115L114 169L113 171H110L112 173H110L108 171L107 172L108 174L104 173V175H102V176L104 178L105 177L106 178H108V177L113 178L114 177V179L117 180L122 175H124L126 173V171H124V169L122 167H119ZM196 169H197V167H196ZM201 169H197V170H201ZM211 169L212 168L205 167L204 171H203V169L201 170V173L205 176H207L209 174H210V176L215 175V171H213ZM225 169H227V168H225ZM253 170L255 173H256V171H258L256 174H259L260 176H255L256 174L252 175V174H254V173H252ZM206 171H208V172L204 173ZM12 172H13V174H12ZM113 172H114V174H113ZM6 173L11 174V176H8V177L4 176V175H6ZM197 173H198V171H197ZM248 173H252V174H250V176L252 175L251 176L252 179L250 178L249 175H247ZM245 175H247L248 177H246ZM242 177H244V178H242ZM255 177H257V178L255 179ZM182 180H184V181H182ZM59 181H60V183H59ZM255 181H256V183H255ZM14 182H15V184H14ZM192 182L193 181L190 182L191 185H192ZM195 182H197V181H195ZM195 182H193V184ZM221 182H220V185H221ZM223 182H222V184H224ZM249 182H247L248 183L247 185L251 184ZM58 183L60 185H58ZM170 183H173L171 185V187H170ZM217 183H218V181H217ZM178 184L180 186H178ZM56 185H57V187H56ZM230 185L231 184L225 183V186L221 185V187L223 188L224 191H229ZM70 186H71V188H69ZM174 186H176V187L174 188ZM188 186L191 187L190 190L186 189V188H188ZM226 186L228 187V189ZM65 187H66V189H65ZM180 188H182V191ZM258 188L256 187V190ZM179 189H180L181 193L179 192ZM240 189L241 188H239L238 190L240 191ZM245 189H247V190H245ZM253 189H254V187L252 188V190ZM259 189L257 190L258 192L260 191ZM70 190H71V192H70ZM196 190L197 189H195V192H196ZM86 191H87V193H86ZM230 191H232V187H231ZM126 193L129 195V197L124 200V204H126L125 207H124V205H122L120 207V209H117L115 211V214L118 215L119 218H118V216L116 218V215L114 214V216L111 218L114 220L113 224L111 226H109L106 229V231L103 232L104 236L106 238H105L104 242L102 243L103 248H101V250L99 251V256H100L101 261L99 260L98 264H110V261L120 251V249H124L126 247L128 248L131 245V242L133 241L132 236L128 233L129 231L127 232V229H131V227L134 225V220L136 219L135 217L137 215V212L139 211L137 209H139V207L141 206V203H142L144 198H142L141 200L137 199L139 197L138 190L137 191L134 190L132 192H126ZM72 195H74V196L71 197ZM174 195H176V196H174ZM258 195H260V196L258 197ZM79 196H81V198H79ZM92 197H95L98 202L96 201L97 203H94L93 200L90 201V198L92 199ZM62 198H64V199H62ZM87 198L89 200V203H88ZM95 198H94V201H95ZM133 198H135V199H133ZM249 198H252L253 200L257 201L256 202L257 205L253 203L252 199H251L252 203L250 202L251 201L250 200L249 204H246V203H248ZM54 199H56V200L58 199V201H55ZM85 200H87L86 203H84ZM5 201H7V202H5ZM77 201L80 203H78ZM241 201H242V199H241ZM76 202H77V204H74ZM56 203H58L59 205ZM87 203L91 204L92 206H95V208L97 205V207H98L97 211L93 210L91 212L92 208L90 207V205H89V207H87V205H88ZM189 203H191V205ZM196 203L198 204V206ZM12 204L15 205V207H11L9 209V207L12 206ZM251 204H253L254 206L253 205L251 206ZM62 205H66L68 207V209L70 207L73 208L72 216L69 217L68 219L66 218L65 220L63 219V217L60 214L58 216V211L60 210V208L61 207L66 208V206H62ZM76 205H79V206H76ZM242 205L245 206L246 208L245 207L243 208ZM247 205H249V206H247ZM259 205H261V206H259ZM7 206H8V208H7ZM129 207H130V209H129ZM80 208H81V210H80ZM19 209H20V211H19ZM88 209L91 213L88 211ZM21 210H24V211L21 212ZM94 212H96V213H94ZM81 213H82V215H81ZM186 213H188V214H186ZM131 216H133V217L131 218ZM15 217H17V218H15ZM127 218H129V219H127ZM225 218H227V219H225ZM69 219H71V220H69ZM257 219L260 221L258 222ZM153 220H155V222H153ZM10 221L12 223H13V221H14V223H15V221L16 222L19 221L21 224L24 225V227H22V228L20 227L21 229L19 227H15L16 226V223H15L13 226L11 225V227H12L11 228L10 224H12V223ZM61 221H62V223H61ZM75 221L76 222L78 221V222L76 223ZM263 221H264V219H263ZM19 222L17 223V225L20 224ZM71 223L73 224L72 225L73 227L75 226L76 232L74 230H71L72 227H70L71 229L69 228V226H71ZM87 223H89V224H87ZM176 224H177V226H176ZM197 224H199L200 227L196 226ZM27 225H28V227L32 226L31 229H33L31 231L30 230L27 231L28 233L26 232V228L29 229L28 227H26ZM65 225H68L67 226L68 229L70 231H72V233H70L71 235L73 234V238H71L72 236L70 237L71 240L69 239L70 234L67 232L68 230H67V227H65ZM83 225H85V226H83ZM162 225H164V223L162 222L161 219H154V218H151L150 222L147 224L146 230H148V231H145L146 241L143 243V246H142L143 250L146 248L147 252L143 251V253L145 254V252H146V254L143 255V253H142L144 258L142 257L143 259L141 260L140 264L142 262L144 263L146 259L147 260L150 259L151 261L149 260V262H150L149 263L146 260L147 262H145L144 264H147V263H149V264H169L170 263L169 257H167V259H166V257L164 259H161V260L159 259L160 252L162 251L159 249L163 248V246L165 244H169V245L171 244V240H169V239L166 240L164 242V245H162V246L160 244H158V240H159L160 236L162 235V232H163L162 230L164 228V227H162ZM202 225H204L205 228H207L208 232L211 234V235L209 234L210 237L206 236L207 235L206 229H205L206 233H205V235H203L204 232L201 229ZM228 225L230 226V228H229L230 230L232 227L231 231L228 230V228H227ZM3 226H5V228ZM196 227H199L201 230L199 231L198 228L195 229ZM202 228H204V227L202 226ZM238 228H240V227L238 226ZM258 228H259V230H258ZM88 229H90V230H88ZM63 230H64V232H63ZM83 230H85V231H83ZM260 230H261V232H260ZM160 231H162L161 234H159ZM235 231H236V233H238V235L236 234L237 236H235V234H234V237L231 239L232 236L231 235L229 236V234H232ZM247 231H248V229H247ZM254 231H256V232H254ZM75 233H76V235H75ZM216 233L217 234L221 233L219 235H221V238H223V239L225 238V239L222 241L220 239V237L217 236ZM255 233L260 234V236L261 235L263 236V238L261 236L262 240L260 239V242L259 241L256 242V240H258L260 238V236H259V238H256L257 236H255L256 235ZM253 235H254V237H252ZM67 236L69 239L68 241H67ZM84 236H86V237H84ZM122 236L125 238H123ZM191 236H193L192 239H191ZM150 237H152V238H150ZM241 238L244 239L243 241L249 242V244H250V242L251 243L254 242L255 244H251V246H249L248 243L244 242L246 244H243V245L237 247L238 244L242 243ZM12 239H13V241H12ZM121 239H122V241H121ZM123 239H125V240H123ZM233 239H235L236 244L234 241L232 242ZM14 240H16V241H14ZM19 240H20V242H19ZM31 240H33V241H31ZM120 241L123 242L122 245L119 243ZM154 241H156V242H154ZM195 241H197V244ZM198 241L200 242L199 244H198ZM204 241H207V242L210 241V243L208 242L209 245H207V243ZM5 242H7V245L5 244ZM91 242H90V244H91ZM231 242H232V244L233 243L234 244L231 245ZM151 243H152V246L154 244V246L152 248H151V246H149V245H151ZM202 243L205 244L201 247L202 251L197 250L198 249L197 245H199V247H200L202 245ZM73 244H75V245H73ZM222 244L228 245L231 248L233 246H236L237 250L233 251L231 248H229L228 252H226L225 247H223V248L220 247V245L223 246ZM210 245L212 247L211 249L209 247ZM37 246L38 247L40 246V247L38 248ZM72 246L75 249L74 248L72 249ZM155 246H156V249L154 248ZM187 246H188V248H187L188 250L186 249ZM204 246H207V248L209 247V249L211 250L210 254H212V255H206L207 254L206 248H205L206 251L203 252ZM243 246H244V250L242 249ZM247 246H249V249ZM147 247L149 248L150 251L147 250L148 249ZM157 247H159V248H157ZM153 248H154V250H153ZM193 248H194V251H193ZM213 248H215V249H213ZM35 249H37L38 251ZM39 249H41L42 251ZM77 249H79V250H77ZM250 249H251V251H250ZM33 251H34V254H33ZM36 251L37 252L40 251L41 254L43 253L44 256L47 258H44V259L42 257L40 258L41 254L40 255L37 254ZM43 251L44 252L46 251L47 254L44 253ZM192 251L195 253L199 251L200 254L198 253L197 256L196 255L192 256L194 254V253H192ZM183 252H187V253L185 254ZM224 252L229 256L223 255ZM233 253H235V255H233ZM149 254H150V256H149ZM38 255H39V258H38ZM244 255L246 257L247 256L249 257V255H251L250 259L248 260L247 259L248 257L244 258L245 257ZM199 256H201V257H199ZM3 257L0 256V258H1L0 264H12L13 261H10L8 258H6V257L3 258ZM183 257H182V259H183ZM190 257H192V258H190ZM152 258H153V260H152ZM214 259H216V260H214ZM8 260H9V263H7ZM103 260H105V261H103ZM158 260H160V262ZM214 263H212V264H214Z\"/></svg>",
  "mask_w": 264,
  "mask_h": 264
}]
</instances>
